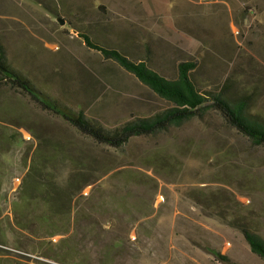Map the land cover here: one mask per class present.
I'll return each mask as SVG.
<instances>
[{
	"label": "rangeland",
	"instance_id": "obj_1",
	"mask_svg": "<svg viewBox=\"0 0 264 264\" xmlns=\"http://www.w3.org/2000/svg\"><path fill=\"white\" fill-rule=\"evenodd\" d=\"M80 33L264 118V0H0L19 70L112 130L172 106ZM238 224L264 239V146L214 111L114 149L0 83V264H264Z\"/></svg>",
	"mask_w": 264,
	"mask_h": 264
},
{
	"label": "trees",
	"instance_id": "obj_2",
	"mask_svg": "<svg viewBox=\"0 0 264 264\" xmlns=\"http://www.w3.org/2000/svg\"><path fill=\"white\" fill-rule=\"evenodd\" d=\"M80 37L88 48L116 62L159 97L169 102L172 107L150 118L138 119L119 128L107 130L100 123L88 119L82 111L77 112L69 108L39 88L19 70L2 45H0V83L14 91H20L45 111L61 117L92 142L114 149L122 148L134 138L151 137L168 131L170 127H180L193 119H203L208 111H214L226 125L247 137L254 145L264 146V118L251 111L250 96L232 97L227 91V86L219 92L202 93L191 75L197 67L195 63H181L177 78L172 80L151 68L146 60H131L118 49L104 46L86 34L80 33ZM91 166L90 162L81 164L82 169L85 170H90ZM87 185L89 184H84L83 187ZM47 217L42 219L48 220ZM238 225L252 252L264 260V239L247 224ZM217 256L228 262L226 257L219 254Z\"/></svg>",
	"mask_w": 264,
	"mask_h": 264
},
{
	"label": "water",
	"instance_id": "obj_3",
	"mask_svg": "<svg viewBox=\"0 0 264 264\" xmlns=\"http://www.w3.org/2000/svg\"><path fill=\"white\" fill-rule=\"evenodd\" d=\"M60 23H61V25H64L65 22H64V20H60Z\"/></svg>",
	"mask_w": 264,
	"mask_h": 264
},
{
	"label": "built area",
	"instance_id": "obj_4",
	"mask_svg": "<svg viewBox=\"0 0 264 264\" xmlns=\"http://www.w3.org/2000/svg\"><path fill=\"white\" fill-rule=\"evenodd\" d=\"M204 2H210V1H213V0H203Z\"/></svg>",
	"mask_w": 264,
	"mask_h": 264
}]
</instances>
